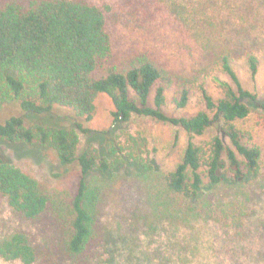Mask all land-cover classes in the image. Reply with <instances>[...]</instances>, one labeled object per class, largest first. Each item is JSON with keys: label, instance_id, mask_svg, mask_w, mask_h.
Masks as SVG:
<instances>
[{"label": "trees", "instance_id": "trees-1", "mask_svg": "<svg viewBox=\"0 0 264 264\" xmlns=\"http://www.w3.org/2000/svg\"><path fill=\"white\" fill-rule=\"evenodd\" d=\"M108 10L89 0H0V108L17 104L26 114L46 115L57 108L72 113L70 126L30 125L11 116L0 122V141L50 148L62 166L77 162L81 171L72 194L44 188L0 157V199L15 216L42 222L45 237L40 244L24 231L0 236L4 261L107 264L125 248L144 247L148 264H190L198 224H218L245 238L262 177L261 150L244 140L237 122L248 117L258 98L241 83L233 51L212 55L229 79L214 78L221 90L215 99L200 74L174 71L147 49L119 57L107 29ZM247 63L255 76L257 57L248 54ZM195 88L203 109L180 117L166 113L170 91V104L180 111ZM101 94L113 103L115 123L145 118L186 133V148L172 171L155 170L143 150L146 140L132 135L81 150L82 135L91 132L84 123L93 119ZM128 165L137 168L133 176L141 207L126 229L117 224L114 235L102 222L105 196L113 187L107 176ZM176 232L185 235L179 243ZM163 233L170 235L164 245Z\"/></svg>", "mask_w": 264, "mask_h": 264}, {"label": "rangeland", "instance_id": "rangeland-1", "mask_svg": "<svg viewBox=\"0 0 264 264\" xmlns=\"http://www.w3.org/2000/svg\"><path fill=\"white\" fill-rule=\"evenodd\" d=\"M89 1L109 8L107 29L119 57H128L135 50L147 49L174 71L188 76L200 74L215 99L220 97L221 90L214 78L219 77L223 81L229 79L212 62V55L220 49L233 51L234 65L241 83L258 98V102L251 104L248 117L237 122L238 128L246 134L244 140L261 150L262 177L256 184L258 195L251 206L255 213L245 225L246 235L243 239L218 224H198L192 240V245L198 248L190 264H264V108L260 105L264 104V0ZM248 54H254L258 59L255 76H252L247 63ZM172 94L171 91L168 93L169 106L165 109L171 116L193 115L204 107L196 88L184 110L178 111L172 107ZM95 106L93 119L84 123L91 132L82 135L81 150L91 144L103 148L116 136L124 141L128 135H132L146 140L143 150L155 170L172 171L180 162L188 140L180 128L145 118H134L128 124L115 123L112 115L115 108L104 94L97 97ZM11 116H22L30 125L72 124L68 120L72 113L64 108H57L46 115L26 114L17 104L0 108V122ZM176 135L178 140H175ZM208 135L204 138L208 139ZM0 157L33 176L44 188L67 190L72 194L78 188L81 178L78 163L62 166L55 151L50 148L0 141ZM136 170V167L128 165L115 171L114 177L107 176L113 187L105 196L102 222L106 230L114 235L117 234V224H122L126 229L131 214L141 207L142 195L133 176ZM42 230V222L35 224L15 216L6 199H0V236L24 231L34 242L44 244ZM184 236V232H176L174 242L179 243ZM168 237L169 233L162 234L163 245ZM54 260L56 264H65L58 258ZM109 260L107 264H148L144 247L133 251L125 248ZM0 264L22 263L0 258ZM38 264L49 263L42 261Z\"/></svg>", "mask_w": 264, "mask_h": 264}]
</instances>
